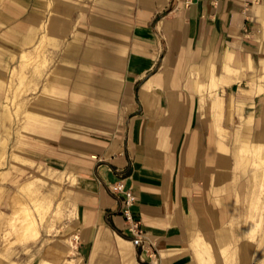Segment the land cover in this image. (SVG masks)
Returning <instances> with one entry per match:
<instances>
[{
  "label": "crops",
  "instance_id": "crops-1",
  "mask_svg": "<svg viewBox=\"0 0 264 264\" xmlns=\"http://www.w3.org/2000/svg\"><path fill=\"white\" fill-rule=\"evenodd\" d=\"M38 53L3 175L63 194L76 264H264L237 152L264 142V0H0V96Z\"/></svg>",
  "mask_w": 264,
  "mask_h": 264
},
{
  "label": "rangeland",
  "instance_id": "rangeland-1",
  "mask_svg": "<svg viewBox=\"0 0 264 264\" xmlns=\"http://www.w3.org/2000/svg\"><path fill=\"white\" fill-rule=\"evenodd\" d=\"M40 57L38 53L33 65V57L24 54L23 64H13L7 90L0 96V264H76V237L63 231L72 215L63 194L41 188L43 176L34 180L31 192L29 186L19 187V182L3 175L19 166V111L29 100L22 95L30 86L28 79L38 77L39 69L47 67L46 57L39 64ZM243 146L239 145L237 152L239 168L249 182L243 193L252 213L249 236L254 239L260 230V243H264V143ZM28 219H34L35 226L28 225ZM231 259L241 258H224L226 263Z\"/></svg>",
  "mask_w": 264,
  "mask_h": 264
},
{
  "label": "built area",
  "instance_id": "built-area-1",
  "mask_svg": "<svg viewBox=\"0 0 264 264\" xmlns=\"http://www.w3.org/2000/svg\"><path fill=\"white\" fill-rule=\"evenodd\" d=\"M191 0H185V4H189ZM113 194H123V207L121 212L124 215L126 227L131 234L132 241L135 244L143 242L144 231L140 227L139 222L134 218L131 206L135 201V196L129 188H125L124 183L119 180L108 186Z\"/></svg>",
  "mask_w": 264,
  "mask_h": 264
},
{
  "label": "bare ground",
  "instance_id": "bare-ground-1",
  "mask_svg": "<svg viewBox=\"0 0 264 264\" xmlns=\"http://www.w3.org/2000/svg\"><path fill=\"white\" fill-rule=\"evenodd\" d=\"M261 137H262V136H261ZM262 140H263V139H262ZM261 143H264V142H261ZM259 158H260V157H259ZM262 159H263V158H262ZM261 161H262V160H260L259 162H261ZM261 183H262V182H261ZM24 184L26 185V187L29 186V190H30V189L32 190V188H33V186H32V185H33V182H31V181H26ZM25 185H24V186H25ZM22 186H23V185H22ZM22 188H23V187H22ZM24 188H25V187H24ZM29 190H27V191H29ZM31 190H30V191H31ZM33 190H34V188H33ZM31 192H32V191H31ZM15 196H16V195H15ZM42 196H43V195H42ZM45 197H46V196H45ZM44 199H45V198H44ZM29 220H30V221H29ZM28 221H29V222H28V225H31V226L34 225V226H35L34 219H28Z\"/></svg>",
  "mask_w": 264,
  "mask_h": 264
}]
</instances>
